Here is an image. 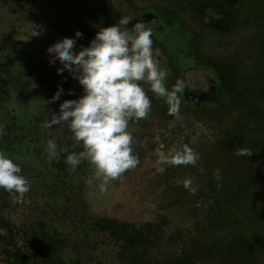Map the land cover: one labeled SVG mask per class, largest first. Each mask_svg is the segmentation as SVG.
<instances>
[{
    "label": "rangeland",
    "instance_id": "374dc122",
    "mask_svg": "<svg viewBox=\"0 0 264 264\" xmlns=\"http://www.w3.org/2000/svg\"><path fill=\"white\" fill-rule=\"evenodd\" d=\"M235 1L233 8L240 7L238 30L222 42L227 41L228 53H241L243 68L253 73L264 66V0ZM186 3V0L0 2V140L4 141L0 150L21 165L22 174L30 181L29 191L22 196L6 191L2 198L0 237L1 240L9 237L10 223L9 228H14L11 237L16 240L25 237L31 251L34 244L38 247L34 264H169L187 256L193 258L190 264H264V193L242 189L245 178L238 170L244 165L241 155L216 150L205 141L206 150L201 146L195 150L200 157L195 165L169 164L164 155L167 157L170 149L182 146L181 139L178 145L175 142L183 134L176 135L178 130L152 109L154 113L148 119L134 123L132 128L138 165L111 179L107 191L101 192L100 180L85 182L94 174L89 162L83 161L75 171L69 165L64 170L57 165L63 151L82 150L81 145L73 147L76 141L68 122L45 126L59 113L60 103L83 94L82 86L68 70L57 73L56 68L61 67L58 60L49 64L46 52L49 45L65 36H74L76 30L90 34L96 28L116 23L119 17L131 18L134 8L156 6L172 10L178 5L188 26L200 30L199 51L207 43L204 49H211L220 57L222 42L213 39L210 29H200L187 16ZM82 43L77 38L75 50L89 44ZM179 47L182 56L178 58L184 59V54L190 52L186 38L179 39ZM152 49L158 60L160 56L154 53L160 51L154 46ZM58 86L63 91L58 100H52ZM252 104L244 108L240 126L235 125L236 134L246 126L250 110L258 111ZM28 119L37 132L36 144L30 147L27 141L15 136L24 133ZM7 121L11 123L8 129L3 128ZM240 138L236 135L228 139L227 145L234 141L236 145ZM49 139L57 144L58 157L49 158L44 151ZM261 140L250 143L244 140L238 149L244 147L264 155L260 149L263 135ZM186 144L193 146L189 140ZM252 158L245 173L248 176L252 173L247 168H263L255 180L262 185L264 162ZM144 161L149 163V169ZM217 168L219 180L214 177ZM184 177H191L197 187L195 194L177 184ZM104 216H116L138 226L152 221L153 231L147 233V243L131 245L97 226L98 219ZM6 245L2 241L0 248H7Z\"/></svg>",
    "mask_w": 264,
    "mask_h": 264
},
{
    "label": "flooded vegetation",
    "instance_id": "af4514ba",
    "mask_svg": "<svg viewBox=\"0 0 264 264\" xmlns=\"http://www.w3.org/2000/svg\"><path fill=\"white\" fill-rule=\"evenodd\" d=\"M2 1L4 0H0V2ZM186 1L187 16H190L191 20L198 23L200 29H210L213 39L222 42L224 39L230 38L238 30L240 16V10L238 9L240 7L233 8L235 6L234 3H236L235 0ZM235 10H238V12L236 13ZM133 12L127 27L131 28L132 24L138 20L145 22L146 26L151 29L152 47L154 46L160 51L159 54L154 53L160 56L157 61L168 73L165 78V86L169 90H173L176 85L180 86V90L177 92L179 109L176 113L169 114V105L166 103V100L157 97L151 91L150 85L147 82L141 81L140 83L143 85L146 94L152 100L151 111L147 119L154 113L152 109L157 111L159 118L170 122L172 128L178 130L176 135L179 133L183 134L182 137L180 136L176 140L175 144L178 145L181 140L183 144H186L189 140L194 150H198L201 147L206 150L205 147L208 145L206 142L208 141L209 145L213 148L215 147L216 150H222L224 153L227 151L229 155H232L236 153L239 143L241 144L244 140L248 143L251 140L255 142L256 139L262 141V135L264 136V108L260 106H264V104L260 103L264 102V66L262 70H256L253 73L246 71L243 68L244 65H242L243 58L240 55L241 53L227 52V41L222 42L223 47L220 57L217 56V53H212L211 49H204L207 43L199 51L198 40L200 30L196 29L194 31L188 26L186 19L183 18L185 14L180 11L178 5L172 7V10L152 6L149 9L134 8ZM99 29L96 28L90 31V34L83 33L79 41L86 44L89 43ZM228 33L231 34L228 35ZM180 38H186L191 52L188 53L187 51L184 54L185 60L178 58L182 56L180 53L181 48L179 47ZM8 74L12 77V73L9 72ZM250 99L252 100L251 102ZM252 102L251 106H256L258 111L250 110L247 114L246 126L241 133L236 134L235 125L237 123L238 125L240 124L239 121L243 119V114L246 112L244 108L248 107ZM248 115L250 116L249 119ZM26 122L28 126L23 130L24 133H18L15 136L16 139L27 141V147H30L31 144H36L35 137H37V132L33 129L29 119ZM5 125H3V128L8 129L11 127L10 121L5 122ZM133 125L134 123H130L129 127L132 134L134 133L132 130ZM185 135H188L187 141H185ZM236 135L241 136L239 143L237 142L235 145L234 141L228 146L227 140L234 138ZM3 139L7 141L6 138ZM3 144L4 141L0 140V148ZM260 147V149L264 150V142H262ZM250 151L252 152L250 156H240L241 164L244 165H241V168L238 170L245 178L241 186L245 191L258 189V192L264 193V184L259 185L255 182L259 171L263 170V168H247L252 173L249 176L245 173L246 164L250 158L252 160V157H256L264 162V155L255 153L252 150ZM69 152H73L71 148L63 151L62 156H60V161L57 165L61 170L66 169L68 166L65 163V158ZM147 153L144 155H147ZM150 153L152 154V152ZM155 155L153 154V159H155ZM139 156L143 158V155L139 154ZM157 156L160 158L159 155ZM164 158L167 161L165 155ZM143 164L146 169H149L147 161H144ZM126 177H128V174H126ZM5 193L6 191L0 188V207L3 205L2 198L6 196ZM103 225L113 226L119 230L113 232L110 228H105ZM9 226L11 227L12 225L9 223L7 227L9 237H6V239L2 238V240L0 237V243L2 241L7 242V248H0V264H34L37 259L35 253L38 251V247H35L34 244V249L31 251L27 247L25 237L19 236L17 240L11 237L10 234L14 231V228L10 229ZM97 226L101 230L109 232L115 239L131 245L147 243V233L150 235L154 227L152 221H146L138 226L135 223L122 221L116 216L100 217ZM17 230L20 232V228H17ZM14 235L17 236L16 233ZM25 235H28V233H25ZM192 260V257L187 256L186 258L176 259L169 264H181V261L190 264ZM156 264L162 263L157 262Z\"/></svg>",
    "mask_w": 264,
    "mask_h": 264
},
{
    "label": "clouds",
    "instance_id": "9594fccd",
    "mask_svg": "<svg viewBox=\"0 0 264 264\" xmlns=\"http://www.w3.org/2000/svg\"><path fill=\"white\" fill-rule=\"evenodd\" d=\"M130 18L119 17L116 23L100 27L87 46L75 50L79 30L72 37H63L46 48L49 64L58 60L61 67L57 73L68 70L78 80L83 94L76 99H66L59 104V113L54 114L46 127L68 122L77 145L82 150L69 152L65 163L73 171L83 161L93 166L94 174L85 182L92 184L100 180L99 189L107 191L108 183L135 168L139 163L133 151L134 137L129 130L130 123H137L148 117L151 111V98L141 81L150 85L157 97L164 98L169 105V114L179 109L177 92L180 86L169 90L165 86L167 70L153 57L152 33L143 21H136L127 27ZM58 86L52 100H58L62 93ZM44 151L49 158L58 157L57 144L49 139ZM237 155L250 156L247 148H239ZM197 153L188 144L170 149L166 157L172 165H195ZM220 169L214 170L215 179H220ZM189 192L195 194L191 177L177 180ZM0 188L10 194L22 196L30 189L29 179L22 174V168L14 158L0 150Z\"/></svg>",
    "mask_w": 264,
    "mask_h": 264
},
{
    "label": "trees",
    "instance_id": "16d2710c",
    "mask_svg": "<svg viewBox=\"0 0 264 264\" xmlns=\"http://www.w3.org/2000/svg\"><path fill=\"white\" fill-rule=\"evenodd\" d=\"M105 228H110V230H112L113 232H117L119 229L118 228H116V227H113V226H110L109 227V225L108 226H105V225H103ZM103 227V228H104ZM193 261V260H192ZM192 261H190V262H192ZM181 264H188L187 262L185 263V262H183V261H181Z\"/></svg>",
    "mask_w": 264,
    "mask_h": 264
}]
</instances>
